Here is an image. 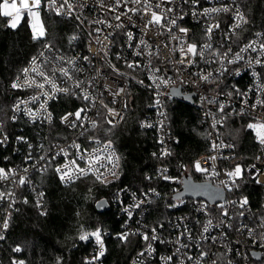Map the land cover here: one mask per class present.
Returning <instances> with one entry per match:
<instances>
[{
	"label": "built area",
	"instance_id": "2783aa9c",
	"mask_svg": "<svg viewBox=\"0 0 264 264\" xmlns=\"http://www.w3.org/2000/svg\"><path fill=\"white\" fill-rule=\"evenodd\" d=\"M62 3L64 0H57L56 7H60ZM150 3L158 14L167 8L173 9L167 13L163 25L146 27L150 15L144 13L142 4L132 3V0H127L126 3L122 0L119 6H116L115 0H67L59 14L54 8L48 7V0H42L40 14L50 12L77 21L85 29V39L82 46H75L67 51L43 41L25 67L29 69L27 76L22 71L15 79L14 83L24 86L15 88L19 95L12 105L11 116L14 120L25 119L38 131V140L33 146L39 159L32 162V158L27 156L23 164L16 162L9 170L3 168L9 172V176L7 179H0V183L11 184L23 178L32 184L28 171L30 167L36 164L35 170L43 173L46 168L44 161L52 160L60 181L61 173L56 169L67 170V167H73V160L80 168L87 169L91 166L93 171L87 175H99L103 180L112 179L115 176L112 173L116 174L120 166L116 149L112 143L103 141L99 136L87 135L86 131L96 128L101 121L109 123L111 120L112 123L109 124L117 125L124 120L128 108V76L130 72H136L140 75L138 81H142V86L153 92L154 97L152 110L141 119L140 125L156 131L161 152H169V140L172 135L168 100H184L186 95L194 94L193 102L189 103L198 107L201 116L208 123L210 150L194 161H200L201 166L209 171H196L194 163L192 170L202 175L200 182H210L216 188H221L225 198L210 203L203 198L185 195L187 177L195 183H200L193 179L191 169L189 171L186 164H181L180 177L173 175L169 166L159 165L157 171L162 182L172 185L171 203L167 206L173 214L162 222L154 223L148 214L154 199L162 194L158 187L139 192L118 188L113 193L112 200L120 209L124 221L121 231L115 236L120 237L127 233L140 241L128 264H166L168 257L172 259L167 261V264H264V218L251 211L247 198V205L241 208L239 202L245 198L235 194V187L243 175L264 186V145L257 139L256 131L248 127L249 124L264 123V105L257 104L258 100H264V52L259 49V44L264 43V30L245 40L238 36L245 23H240V27L234 28L238 23L235 19L236 11L242 13L246 20L240 0H199L197 4H193L192 0H171V3H161L160 8L155 7L160 0H150ZM68 4L72 5L71 9L67 7ZM225 6L231 11L204 14L206 8ZM113 7H116V11H112ZM131 8H138L140 11H128ZM117 15H120L119 20L115 18ZM172 19L176 20L175 26L170 24ZM215 24H219V28L214 29L209 38L206 29ZM180 28L187 29V33L180 32ZM129 33L132 34V39H129ZM45 36L37 40H43ZM253 41L256 42V51L248 49L241 52L242 48ZM188 44L197 45L198 51L203 50L205 44H211L212 48L203 50L202 56L182 57L180 49L186 50ZM217 52L219 56L216 55ZM224 53L228 55L225 57ZM237 53H240L242 59H236ZM85 57L87 59H84ZM33 58H36L35 64ZM188 58L193 59L194 63L188 64ZM182 59L185 63L180 62ZM256 59H260L262 63L256 64ZM229 60L235 62L228 63ZM128 63L139 66L129 68ZM33 67L38 71L32 72ZM60 69H66L68 76H64ZM39 72L45 75L42 77ZM202 76L209 78L205 81L201 79ZM45 78L51 83H47ZM25 80H35L36 84H44V87H29L25 85ZM161 80L168 83H161ZM78 82L79 87L76 86ZM53 84L56 88L68 89V92L55 91ZM176 90H179L180 96L175 95ZM85 94L89 95V100L83 98ZM65 95L72 96L81 103L65 111L57 122L54 105ZM33 97L36 99H32ZM18 104L19 109L16 107ZM41 105H44V108H41ZM220 105L225 106L223 112L219 110ZM79 109H85V112L81 114L82 120L77 122L76 127H70L68 122L62 121L66 114H74ZM109 109L112 112H109ZM29 112L36 115L30 116ZM234 113L247 117L246 128L259 145V151L245 166L235 164L234 143L227 140L222 133L223 127ZM92 122H95V127ZM213 142L220 147L213 150ZM109 144L111 147H106ZM76 145H79V148ZM81 155L83 159L80 158ZM213 156L216 157L215 160L208 159ZM226 161L234 164L228 166ZM237 165L241 166L242 175L229 178L227 173L233 171ZM213 170L216 175L212 174ZM74 176L70 182L82 177L78 173H74ZM165 176L170 179H165ZM1 193L8 195L9 191ZM41 193L43 191L39 189L34 201L39 211L44 214L47 212V206L44 193L42 196ZM4 200L5 197L0 199V205ZM220 205L224 206L223 209ZM224 210L227 211V216L222 214ZM5 220L10 226L9 209L0 212V237L9 229V226L7 229L3 228ZM206 226L207 232L204 231ZM152 229H155L157 240L145 241L143 234L151 238ZM249 230H252L251 236ZM181 233L185 235L181 236ZM108 235V231H101L104 253ZM90 239L93 240V247L86 254L85 260L96 262L93 257L98 253L99 246L94 237ZM202 252L206 255H201Z\"/></svg>",
	"mask_w": 264,
	"mask_h": 264
},
{
	"label": "trees",
	"instance_id": "16d2710c",
	"mask_svg": "<svg viewBox=\"0 0 264 264\" xmlns=\"http://www.w3.org/2000/svg\"><path fill=\"white\" fill-rule=\"evenodd\" d=\"M240 3L247 22L238 36L245 40L264 30V0H240ZM40 15L46 29L43 40L33 39L28 15L23 16L15 29L7 26L9 18L0 16V140L7 138L0 143V168L7 170L16 162L23 164L27 156L32 158V162L39 159L33 146L38 140L34 125L23 118L12 119V105L19 95L12 84L43 41L67 51L82 46L85 39V29L77 21L50 12ZM139 76L136 72L129 73L126 89L128 108L124 120L117 125L101 121L96 128L86 131L87 135L99 136L112 143L116 149L120 166L112 179L98 180L89 174L63 184L54 171L52 160L44 161L46 168L43 173L35 170L36 164L30 167L32 184L28 181L24 184L19 181L0 183V193L9 191L0 205V212L9 209L11 215L9 229L0 238V264H14L16 261H24V264H85V256L92 249L93 240L90 237L81 240L79 237L84 232L97 229L108 231L109 235L105 239L106 252L92 264H128L140 241L135 236H128L127 240L115 236L121 231L124 216L112 200L113 193L118 188L139 192L158 187L162 194L154 199L148 214L154 223H158L173 214L167 206L171 203L172 185L162 182L157 171L159 165L169 166L173 175L181 177V164H186L194 180H202V175L193 171V163L210 150L208 123L195 104L181 99L168 100L172 134L170 155H161L156 131L140 125L141 119L152 110L154 97L153 92L138 81ZM79 103L81 101L74 100L72 96H61L54 105L56 121ZM247 122L245 115L234 113L222 129L223 136L234 143L235 164L243 166L251 162L259 151V145L246 128ZM21 137L22 140H17ZM225 163L228 166L234 164L231 161ZM39 189L44 193L47 206L44 214L34 201ZM235 194L247 198L251 211L264 218V186L243 175L235 187ZM101 199L107 200L109 209L97 210L96 203ZM17 247L21 251H15Z\"/></svg>",
	"mask_w": 264,
	"mask_h": 264
},
{
	"label": "snow or ice",
	"instance_id": "6c2138e0",
	"mask_svg": "<svg viewBox=\"0 0 264 264\" xmlns=\"http://www.w3.org/2000/svg\"><path fill=\"white\" fill-rule=\"evenodd\" d=\"M41 2H42V0H19V2H17V0H2V2H0V16L9 18V22H8L7 26L10 27V28L15 29V28L18 27L21 19L23 18V14L26 13L28 15V17L30 18V26L32 28L33 39H39V38L45 36V29H44L43 24L40 21V11L39 10L41 8ZM115 2H116V6H119L121 4L122 0H115ZM124 2L126 3L127 0H124ZM185 2H187V0H185ZM56 3H57V0H48V7L54 8L55 11L57 12V14H59L61 12V9L64 7V4H67V0H64V3H62L60 5V7H56ZM132 3L138 4V5L142 4L144 13L146 15H150V19L148 20V23H147L146 27L152 26V25H163L164 21L167 19V13H170V12L173 11L172 8H167L166 10H164L161 13L158 14L157 11H154L152 9V5L150 3V0H132ZM161 3H171V0H160V3H158L155 7L156 8H160V4ZM192 3L193 4H197V3H199V0H192ZM67 7L69 9H71L72 5L68 4ZM112 11H116V7H113ZM128 11L135 13V12L140 11V9L131 8ZM221 11L229 12V11H231V9H229L226 6L222 7V8H206V9H204V14L208 15L210 13H216V12H221ZM68 14L70 15L71 12H69ZM123 14L127 15V13H123ZM115 18L117 20H119L120 19V15H117ZM235 19L238 21V23L234 25V28L240 27V23H246L247 22L244 19L243 14L240 13L239 11H236ZM170 24L175 26L176 25V20L172 19L170 21ZM117 27H120V25H117ZM216 28H219V24L210 25V26L207 27L206 34L208 35L209 38L211 37V34H212L213 30L216 29ZM179 31L182 32V33H187V29H184V28H180ZM257 35H259V34H257ZM128 36H129V39H132V34L131 33H129ZM255 45H256L255 41L250 42L248 45H246L244 48L241 49V52H246L248 49H252L253 51H256V46ZM211 48H212L211 44H205L203 46V50H207V49H211ZM259 49L262 50V52H264V43L259 44ZM203 50L198 51L197 45H195V44H188L186 50L184 48L180 49L182 57H189V56L190 57H195L197 55L202 56L203 55ZM137 55H139V53H137ZM216 55L219 56V52H217ZM227 55H228V53H224L225 57ZM84 59H87V57H85ZM236 59H242L240 53L236 54ZM35 60H36V58H33V64H35ZM180 62L181 63H185V60L182 59ZM234 62H235L234 60H229L228 61V63H234ZM69 63H71V62H69ZM187 63L188 64H192V63H194V60L191 59V58H188L187 59ZM255 63L256 64H261L262 61L260 59H256ZM127 66L129 68H133L134 69V68L138 67L139 65H137L135 63H128ZM31 71L32 72H37L38 70H37V68L33 67L31 69ZM157 71H158V69H157ZM28 72H29L28 68L23 69V73L25 74V76H27ZM60 72L64 76H68V72H67L66 69H60ZM38 74L40 76H42V77L45 75L43 72H39ZM208 78H209L208 76H202L201 77V79L205 80V81H207ZM45 80H46L47 83H51V81H48L47 78H45ZM160 82L164 83V84L168 83V81H166V80H161ZM140 83H143V82L140 81ZM25 85H27L29 87L35 85L38 88H43L44 87V84H36L35 80H32V81L25 80ZM23 86L24 85H20L18 83H13L12 84L13 88H19V87H23ZM76 86L79 87L80 83L78 82ZM52 87H53V89L55 91H58V92H68V89L56 88V86L54 84L52 85ZM121 91H123V89H121ZM83 98L85 100H89L90 99L88 94H85ZM32 99H36V97H33ZM21 103H23V102H21ZM257 104L264 105V100H258ZM255 106L256 105H253V107H255ZM16 107H17V109H19V104ZM224 107H225L224 105H220L219 110L221 112H223ZM41 108H44V105H41ZM83 112H85V109H79L74 114L73 113H68L64 117H62V121L63 122H68L70 127H76L77 126V122L82 120L81 114ZM109 112H112V110L109 109ZM28 115L34 117L36 115V113L29 112ZM70 117H74V119L70 120L69 119ZM48 119L49 120L51 119L50 115H49ZM108 122L112 123L111 120H109ZM216 123H219V121H216ZM92 126L93 127L96 126L95 122H92ZM150 126L151 125H149V127ZM248 127L251 128V129H254L256 131L257 139L259 140L261 145H264V123L249 124ZM6 139L7 138L5 137L4 140H0V143H4L6 141ZM18 139L22 140L23 138L21 137V138H18ZM76 147L79 148V145H76ZM106 147H111V145L109 144ZM218 147H220V146L217 145L215 142H213L212 149L215 150ZM61 151L63 152V149ZM161 155L167 156V155H170V153L167 152V151H164V152L161 153ZM80 158L83 159V155H81ZM41 159H44V158L41 157ZM109 159H111V157H109ZM208 159L209 160H215L216 157L213 156V157H209ZM71 164H72L73 167H67L66 166L67 170H62L60 168L56 169L57 172L61 173V175H60L61 181L70 182L71 180H73L75 178L74 173H78L80 176H85L89 172L93 171L91 166H89L87 169L80 168L76 164L75 160H73L71 162ZM90 164H91V162H90ZM194 168L198 172H205L206 173V172L209 171L207 168H204V167L201 166L200 161H196L194 163ZM25 171H27V169H25ZM242 172H243V170L241 169V167L239 165H237L234 168V170L228 172L227 175H228L229 178L240 177L242 175ZM112 174L115 175L114 172ZM212 174L216 175L217 173H215L214 170H213ZM8 176H9V172L5 171V169H3V168H0V179H7ZM96 178L98 180L101 179V177L99 175H97ZM164 178L165 179H170L167 176H165ZM19 183L20 184H24L25 180L23 178H21ZM226 187H227V185H226ZM40 195L42 196L43 193H41ZM4 197H5V194L4 193H0V199H3ZM239 203H240V207L243 208L245 205H247L248 201L245 198V199L241 200ZM136 206L139 207V205H136ZM220 207H221V209H223L224 206L220 205ZM222 214L224 216H227L228 213H227L226 210H224L222 212ZM129 216H131L130 212H129ZM210 225H211V222L209 221V226ZM8 226H9L8 225V221L5 220L4 223H3V228L7 229ZM161 227H162V225H161ZM204 231L205 232L208 231V227L207 226L204 228ZM152 232H153V235L151 236V238L147 234H143V239L145 241H149V239H151L153 241L157 240V236L155 235V229H152ZM183 235H185V233H181V236H183ZM188 235L190 237V234H188ZM249 235L250 236L252 235V230H249ZM89 237H94L97 245L99 246L98 253L93 257V260H98L100 257H102L104 255V242H103V239L101 237V230L97 229L96 231L90 232V233L89 232H84L83 234L80 235L79 238L81 240H88ZM0 238H2V237H0ZM127 238H128V234L127 233H124V234H122L120 236V239H122V240H127ZM184 247H186V245ZM151 250H152L151 249V245L149 244V251H151ZM15 251L19 252V251H21V249L19 247H17L15 249ZM177 251H179V249H177ZM141 255H143V253H141ZM201 255H206V253L202 252ZM171 259H172L171 257H168L167 261H170ZM167 261H166V264H167ZM14 264H24V261H16V262H14ZM85 264H92V260L86 261Z\"/></svg>",
	"mask_w": 264,
	"mask_h": 264
},
{
	"label": "water",
	"instance_id": "95a60500",
	"mask_svg": "<svg viewBox=\"0 0 264 264\" xmlns=\"http://www.w3.org/2000/svg\"><path fill=\"white\" fill-rule=\"evenodd\" d=\"M176 96H180L179 90L175 92ZM194 94L190 93L184 97L187 102H193ZM185 195L193 198H203L210 203L222 201L225 198V193L221 188H216L210 182L195 183L190 177L185 179ZM98 211L109 209V204L106 199H101L96 203Z\"/></svg>",
	"mask_w": 264,
	"mask_h": 264
},
{
	"label": "rangeland",
	"instance_id": "374dc122",
	"mask_svg": "<svg viewBox=\"0 0 264 264\" xmlns=\"http://www.w3.org/2000/svg\"><path fill=\"white\" fill-rule=\"evenodd\" d=\"M30 19V18H29ZM40 21H41V23L43 24V20H42V17H41V15H40ZM43 26H44V24H43ZM44 29H45V27H44ZM241 167V166H240Z\"/></svg>",
	"mask_w": 264,
	"mask_h": 264
},
{
	"label": "bare ground",
	"instance_id": "6f19581e",
	"mask_svg": "<svg viewBox=\"0 0 264 264\" xmlns=\"http://www.w3.org/2000/svg\"><path fill=\"white\" fill-rule=\"evenodd\" d=\"M194 179V178H193Z\"/></svg>",
	"mask_w": 264,
	"mask_h": 264
}]
</instances>
